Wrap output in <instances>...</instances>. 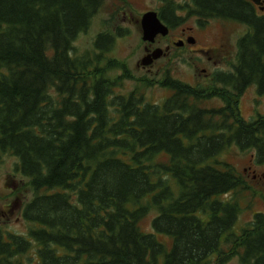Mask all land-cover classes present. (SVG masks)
Segmentation results:
<instances>
[{"label":"trees","instance_id":"trees-1","mask_svg":"<svg viewBox=\"0 0 264 264\" xmlns=\"http://www.w3.org/2000/svg\"><path fill=\"white\" fill-rule=\"evenodd\" d=\"M104 1L0 0V162L17 157L33 192L27 233L0 228V264H264V212L235 228L245 178L220 158L236 145L264 162V113L240 108L251 86L264 96V12L194 0L200 19L248 31L228 70L191 85L169 70L136 76L106 56L108 33L77 52ZM155 84L170 91L161 103L148 99Z\"/></svg>","mask_w":264,"mask_h":264},{"label":"rangeland","instance_id":"rangeland-1","mask_svg":"<svg viewBox=\"0 0 264 264\" xmlns=\"http://www.w3.org/2000/svg\"><path fill=\"white\" fill-rule=\"evenodd\" d=\"M178 4V3H177ZM158 0H105L100 10L94 16L89 28L79 34L74 46L77 52L93 51L97 36L108 33L111 39L101 37L100 43L111 44L105 52L108 58L127 62L129 68L136 76H148L161 79L167 70L175 78L192 85L206 84L207 74L216 70H228L237 59L238 38L248 31V26L236 21L211 18L202 29H197L196 45L174 49L165 58L158 59L154 64L142 68L137 66L146 55L143 40L141 17L148 9L157 10ZM127 9L128 15L124 12ZM259 12H262L258 9ZM188 24L200 26V18L192 15ZM139 20V21H137ZM178 30L172 32L177 36ZM163 43V42H161ZM154 43L156 46L165 44ZM114 73V72H112ZM165 78V77H164ZM134 82L128 81L127 87H133ZM170 91L155 84L147 90L148 99L153 102H163ZM217 102V101H216ZM210 101L206 106L216 103ZM219 103V102H217ZM242 114L248 120L264 113V96L260 95L255 86L249 87L240 102ZM254 149L242 151L236 145L225 150L220 158L230 161L244 174L245 189L239 193L238 200L242 212L236 223V229H242L253 219L255 213L264 212V162L257 163ZM17 157L5 154L0 162V228L3 231L26 234L29 224L23 216L25 202L32 198L33 192L27 187V178L16 171ZM254 174L257 177H254ZM155 211L151 212L142 222L145 230H151L152 218ZM170 241L169 237H164ZM224 264H239L231 259Z\"/></svg>","mask_w":264,"mask_h":264},{"label":"flooded vegetation","instance_id":"flooded-vegetation-1","mask_svg":"<svg viewBox=\"0 0 264 264\" xmlns=\"http://www.w3.org/2000/svg\"><path fill=\"white\" fill-rule=\"evenodd\" d=\"M256 6H257V9L264 12V10L261 9V6L259 4L256 3ZM193 9H194V0H158L157 10L148 9L147 11H145V12H148L151 10L156 11L158 13V17L160 18V20L166 26L169 27L168 34H166V35L159 34V35H157L156 40L154 42H152V43L147 42V44L145 45L146 53L150 52L151 50H153L156 47H161L159 45V46H156L153 48L154 43L160 44L161 42H163L161 44L162 45L165 44V46H163L162 48L165 50L167 49V50L164 53L163 57H161V58H165L166 56H168L174 49H177V48L179 49L181 47H188V44L196 45L197 37H196L195 33H196L197 29H202V28H204V26H207L209 19L208 20L200 19V26H197V27H195L194 25H189L188 24L189 18H187V17H192V15L197 16V14L194 12ZM125 10L126 11L124 12V14L128 15L127 9H125ZM143 14H142V16H143ZM162 14L165 15V17L167 19L169 18L168 19L169 21L163 19ZM177 17L180 19L178 20ZM137 21H139V20H137ZM140 23H141V21H140ZM141 27H142V25H141ZM174 30H178V34L175 37L172 36V32ZM191 38L194 39V42L189 41ZM177 42H180L181 45L180 46L177 45L176 44ZM154 63H155V61H154ZM137 66L145 68L142 65H140L139 62L137 63ZM214 73L215 72L207 74V76H206L207 80L206 81H208V83L210 82V80L213 79ZM241 99H242V97H241ZM254 177H257V175L254 174ZM239 252H241V249L239 250ZM231 259L237 260L239 262V264H242L240 262L241 261L240 256H238V255L229 258L227 260V262L231 261Z\"/></svg>","mask_w":264,"mask_h":264},{"label":"water","instance_id":"water-1","mask_svg":"<svg viewBox=\"0 0 264 264\" xmlns=\"http://www.w3.org/2000/svg\"><path fill=\"white\" fill-rule=\"evenodd\" d=\"M257 4L261 6V9L264 10V0H253ZM141 25L143 31V40L147 42H154L156 40L157 35L162 34L166 35L169 32V27L166 26L158 17V13L156 11H148L145 12L141 18ZM190 42H194V39H190ZM177 45H181L180 42L176 43ZM167 50V49H166ZM162 47H156L150 52L146 53L145 56L142 57L139 64L143 67L150 66L157 59L161 58L166 52Z\"/></svg>","mask_w":264,"mask_h":264}]
</instances>
